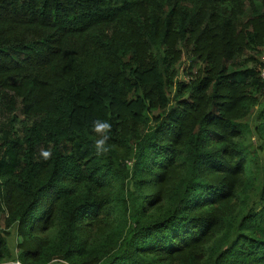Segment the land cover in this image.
Segmentation results:
<instances>
[{
    "label": "trees",
    "instance_id": "1",
    "mask_svg": "<svg viewBox=\"0 0 264 264\" xmlns=\"http://www.w3.org/2000/svg\"><path fill=\"white\" fill-rule=\"evenodd\" d=\"M263 56L264 0H0V264H264Z\"/></svg>",
    "mask_w": 264,
    "mask_h": 264
},
{
    "label": "clouds",
    "instance_id": "2",
    "mask_svg": "<svg viewBox=\"0 0 264 264\" xmlns=\"http://www.w3.org/2000/svg\"><path fill=\"white\" fill-rule=\"evenodd\" d=\"M112 132V124L107 120L96 119L92 122L91 133L93 134V147L97 155H106L110 148L109 140ZM51 151L45 150L41 152L42 158L47 161L51 158Z\"/></svg>",
    "mask_w": 264,
    "mask_h": 264
},
{
    "label": "rangeland",
    "instance_id": "3",
    "mask_svg": "<svg viewBox=\"0 0 264 264\" xmlns=\"http://www.w3.org/2000/svg\"><path fill=\"white\" fill-rule=\"evenodd\" d=\"M262 61H264V56L262 57ZM189 65H188V63L187 62H184L182 65H181V67H180V70H184L185 68H187ZM185 76V75H184ZM184 78V77H183ZM255 119H254V117L252 118V119H250V124H251V126H252V128H254V126H255ZM252 143L254 144V146L256 147V148H259V152H261L262 153V151H261V145H262V143H261V141L256 137V136H254L253 135V137H252ZM0 225H1V227L2 228H5V220H3V223H2V221H0ZM17 240H18V236H17V234H16V230H15V228L13 227V228H11V236L9 237V244H10V248H11V251L13 252V254H15L16 253V256H17V254H18V252H16V243H17ZM3 264H18L17 263V261H14V262H12L11 261V263L10 262H8V263H3ZM61 264H65V263H61Z\"/></svg>",
    "mask_w": 264,
    "mask_h": 264
},
{
    "label": "built area",
    "instance_id": "4",
    "mask_svg": "<svg viewBox=\"0 0 264 264\" xmlns=\"http://www.w3.org/2000/svg\"><path fill=\"white\" fill-rule=\"evenodd\" d=\"M263 76H264V73H263ZM18 264H20L19 262H17Z\"/></svg>",
    "mask_w": 264,
    "mask_h": 264
}]
</instances>
